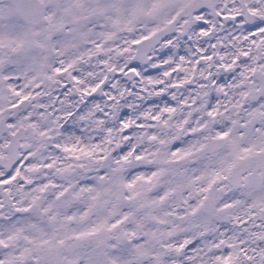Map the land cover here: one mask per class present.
I'll return each instance as SVG.
<instances>
[{
	"label": "snow or ice",
	"instance_id": "1",
	"mask_svg": "<svg viewBox=\"0 0 264 264\" xmlns=\"http://www.w3.org/2000/svg\"><path fill=\"white\" fill-rule=\"evenodd\" d=\"M0 264H264V0H0Z\"/></svg>",
	"mask_w": 264,
	"mask_h": 264
}]
</instances>
